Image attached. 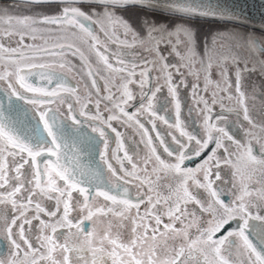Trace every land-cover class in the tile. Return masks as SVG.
<instances>
[{
	"label": "snow or ice",
	"instance_id": "obj_1",
	"mask_svg": "<svg viewBox=\"0 0 264 264\" xmlns=\"http://www.w3.org/2000/svg\"><path fill=\"white\" fill-rule=\"evenodd\" d=\"M22 2L50 11L0 10V241L7 245L0 264H235L233 249L239 264H264V190L253 197L236 164L242 149L251 164L264 166V82L251 93L245 85L246 73L264 81V24L230 32L232 47L248 55L230 49L214 65L213 49L205 41L200 55L186 23L170 28L156 17L239 21L238 15L188 0ZM130 9L140 13L134 20L124 15ZM76 41L94 55L95 67ZM168 48L189 63L170 65ZM197 56L206 84L215 70L226 87L218 97L191 85L201 130L189 131L179 90L188 87L182 68ZM73 72L90 81L87 93L73 83ZM114 121L135 129L147 149L143 157L130 154ZM222 165L235 169L231 180ZM159 173L175 179L166 195L153 180Z\"/></svg>",
	"mask_w": 264,
	"mask_h": 264
},
{
	"label": "flooded vegetation",
	"instance_id": "obj_2",
	"mask_svg": "<svg viewBox=\"0 0 264 264\" xmlns=\"http://www.w3.org/2000/svg\"><path fill=\"white\" fill-rule=\"evenodd\" d=\"M0 10L10 12L13 15H32L36 12H49L50 11L47 8H29L26 5H24L23 2H21V1H8V0H0ZM216 23H220V22H216ZM221 24H223L224 27H226V26H228V27L229 26L239 27L237 25H233V24H229V23H221ZM239 28H241L242 30H244L246 32L251 31L250 29H246L243 27H239ZM55 39H56L55 37L49 38V43L50 44L54 43ZM76 43L78 44V46H81L82 50L85 52V55L90 57V59L92 60L93 66L95 67L96 66L95 57H94V55L89 53L87 46L81 45L79 41H76ZM12 46H15V41H12ZM113 47H115V46H113ZM212 49L213 50L210 51L209 54H213L215 49L214 48H212ZM137 50L139 52L143 53L142 48H139ZM231 50H232V47H231ZM241 50H243V49H241ZM171 51H172L171 48L164 50V55L167 58V62L170 65L187 64L186 60L182 61L174 53L169 54V53H171ZM202 51L204 53V49ZM145 55H147L148 58L151 59V54L145 53ZM212 57H213V64L215 65L216 61L218 59H220V56L216 55L214 57V55H213ZM74 63H76L77 66L79 67L80 62L78 59H74ZM229 65H231V61H229ZM182 71L184 73L188 87L187 88L181 87L179 90L180 96H181V101H182L181 118L185 121L189 131H200L201 130L200 118L193 117V114L191 112H189V109H192V107L191 108L189 107V102H188V94L193 93L191 85L194 83L199 84V86H200V88L198 89V91H199L200 89H203L205 86L208 89L210 85L211 86L214 85L216 87L217 84H219V86H220L221 83L218 80V75L216 74L215 70L213 71V74L211 76V82L207 83V84H206V73H205L204 69L201 72L197 71L198 75H196L195 77L189 75L187 67L182 68ZM101 74L104 75L105 77H107V73L104 72L102 69H101ZM70 76L74 77L73 83H78L80 90L84 93H87V91L90 88V81L87 79V77L85 76L82 79L81 74L78 72H73L70 74ZM194 78H196V80H194ZM98 83H100L101 86L103 85V81H98ZM86 84L89 85V88L85 87ZM161 84H163V80H161ZM245 85H246V90L250 93L251 92L250 88H249L250 85H249V82L247 81L246 74H245ZM248 85H249V87H248ZM110 86H111V84H110ZM132 87H135V86H132ZM222 87H226V83ZM216 88H218V87H216ZM209 93L210 92L208 90L207 93H204V94L208 95ZM218 93L220 94V92H218ZM166 94H167L166 88H164L163 91L158 94L160 96L161 102H163V98ZM103 95H106V93L102 91L101 96H103ZM91 99H92L93 103H92V105H90V108L94 112L95 111V101L97 99L95 90H92ZM105 105H109V102L106 100L102 101L101 108L103 109L105 107ZM225 105H226V107H230V106L235 107V106H232L234 104L228 103L227 101H225ZM169 109L170 110L167 112V118L174 122V120H175L174 109H172L171 106H169ZM132 110L133 109H129V111H132ZM215 110L216 111L220 110L219 105L215 106ZM162 114H164V113H162ZM105 115H107V113H105ZM232 118H234V117H232ZM113 124H114V126H116L118 128V130L121 133L124 134V137L126 140V147L130 150V154L134 153L136 158L143 157L145 155V153L147 152V149L144 147L143 144L140 143V136L137 134L135 129L129 128L126 125L118 124L115 121L113 122ZM160 131L162 134H165L167 131L166 126L160 125ZM260 135H261L260 129L259 128L255 129L254 130V137L258 138ZM239 138L244 143H247L248 140L250 139L249 137L245 136L243 134V132L240 133ZM255 138H253V142H255ZM168 139H170V138H168ZM253 146L256 147V154H260V151H261L260 144L255 142V143H253ZM241 154H242L241 151L238 149L237 155L241 156V158L238 161H236L237 168H239L240 174L244 176V178H245L244 182L248 184V186L251 190H253V197H258L259 190H264V166L251 164L247 160V157L242 156ZM257 157H259V156H257ZM233 160H236L235 156L233 157ZM222 168H223L222 175L224 176V179L225 180H231L232 179V172L235 169H233L231 166H224V165H222ZM158 175H159V179L157 180L156 177L154 176L153 180L156 181V184L158 186V190L166 195L168 193L167 185H170V184L174 185L175 179L170 174L159 173ZM249 175L251 176V180H249L247 178ZM235 183L237 184V190H238L239 185L241 183L239 177H237V179L235 180ZM130 187L132 188V186H130ZM193 191H199V190L193 189ZM238 194H239V192H238ZM225 199H227V197H225ZM188 208L192 209L191 206H189V205H188ZM33 224L37 226V231H38V222L33 221ZM6 253H7V245L5 242L0 241V255H6ZM231 258L235 262V264H239L240 254L235 249H233V251H232Z\"/></svg>",
	"mask_w": 264,
	"mask_h": 264
},
{
	"label": "rangeland",
	"instance_id": "obj_3",
	"mask_svg": "<svg viewBox=\"0 0 264 264\" xmlns=\"http://www.w3.org/2000/svg\"><path fill=\"white\" fill-rule=\"evenodd\" d=\"M125 16L127 18H129L130 20H134L137 18L138 15H140V13L138 12V10L136 9H130L129 11H127L126 13H124ZM156 20L159 23H163L166 24L168 27H172L174 26L176 23H186L187 26H189L196 34V39H197V52L202 55L203 54V49H204V44L205 41H207L208 45L210 46V48H214V52L213 54H209L210 56L214 57L220 56V54L226 53L228 52L232 45L229 43L228 40V34L230 32H240V33H245L246 31L242 30L239 27H231V26H226L224 27L223 24H201V23H196V22H191V21H181L178 18H171V17H165V16H157ZM216 37V44L213 45L212 41L213 38ZM230 44V45H229ZM243 49V50H241ZM232 55H238L240 57H245L248 55L247 50L244 48H233L232 47ZM187 61V60H186ZM187 63H189V61H187ZM192 66L191 68H188V73L189 75L195 77L196 75H198L197 71H202L203 68H201L200 64H199V56H197L196 60L192 61ZM197 66V67H196ZM246 77H247V81L249 82L248 87L250 88V91L252 92L253 87H255L256 91H259V85L264 82L261 80V77L259 76L258 73H251V74H247L246 73ZM194 80H196V78H194ZM218 80L220 81L221 85L216 88L214 85L213 86H209V88L207 89V91L209 90V96L210 94L215 91L218 94L219 97V93L221 91V89H223L224 87H222L225 82L224 79H222L220 76H218ZM250 92V93H251ZM198 96L193 95V93H189L188 94V102H189V107H192V111L191 113L193 114V117L195 118H200L198 111L196 110V100L198 99ZM227 101V100H226ZM228 103L234 104L232 106L236 107V104L234 101H227ZM257 106L259 105V100L256 101ZM219 105V104H217ZM231 107V106H230ZM255 143V142H253ZM241 151V153L243 152L242 149H239ZM132 189H133V194L135 195L137 189L135 187V185H132ZM205 197L206 194L203 193V190H199ZM50 203H54V202H50ZM189 206H191V208H193L192 204H189ZM143 207V206H142ZM190 208V207H189ZM73 215H75V213H73Z\"/></svg>",
	"mask_w": 264,
	"mask_h": 264
},
{
	"label": "water",
	"instance_id": "obj_4",
	"mask_svg": "<svg viewBox=\"0 0 264 264\" xmlns=\"http://www.w3.org/2000/svg\"><path fill=\"white\" fill-rule=\"evenodd\" d=\"M8 1H21L22 0H8ZM188 2L200 4L211 7L217 12L232 13L239 16V21L229 20L227 18H213V17H200L194 16L193 20H203L209 22H222L234 24L246 29L252 30L253 27L258 28L261 24H264V0H188ZM253 153L256 154V147L253 146ZM83 163H88V157L84 156ZM188 166H193L189 164Z\"/></svg>",
	"mask_w": 264,
	"mask_h": 264
},
{
	"label": "trees",
	"instance_id": "obj_5",
	"mask_svg": "<svg viewBox=\"0 0 264 264\" xmlns=\"http://www.w3.org/2000/svg\"><path fill=\"white\" fill-rule=\"evenodd\" d=\"M171 18H173V17H171ZM188 21H191V22H196V23H201V24H221V23H216V22H209V21H203V20H192V19H190V20H188Z\"/></svg>",
	"mask_w": 264,
	"mask_h": 264
}]
</instances>
